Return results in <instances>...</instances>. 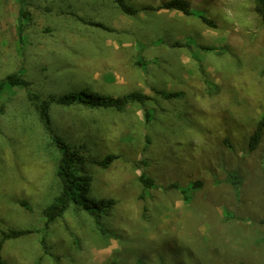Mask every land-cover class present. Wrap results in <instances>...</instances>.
Segmentation results:
<instances>
[{"label":"rangeland","instance_id":"rangeland-1","mask_svg":"<svg viewBox=\"0 0 264 264\" xmlns=\"http://www.w3.org/2000/svg\"><path fill=\"white\" fill-rule=\"evenodd\" d=\"M166 1L126 0L128 14L114 0H0V81L30 82L0 94V239L29 231L4 242V264H264V132L249 148L264 117V22L255 0H189L191 15L158 10ZM133 91L150 99L50 103L55 133L84 157L87 198L113 203H72L47 223L60 151L29 93Z\"/></svg>","mask_w":264,"mask_h":264},{"label":"trees","instance_id":"trees-1","mask_svg":"<svg viewBox=\"0 0 264 264\" xmlns=\"http://www.w3.org/2000/svg\"><path fill=\"white\" fill-rule=\"evenodd\" d=\"M118 3L119 7L128 14L136 12L126 0H114ZM157 9H170L181 11L186 15L193 13L192 4L189 0H168L162 5L158 6ZM255 11L259 18L264 22V0H255ZM203 21L209 25L215 26L213 20L203 17ZM141 63V62H140ZM10 85L12 87L23 86L29 87L30 82L26 80L21 71H17L9 74L3 80L0 81V94L4 88ZM175 93H169L168 96H173ZM29 99L37 109L41 120L53 142V144L60 151V159L57 168V177L61 184V190L55 197L54 201L44 209L43 213L46 217L47 223H51L58 217H61L72 203L79 205L81 208L92 211L94 207H100L107 204H112L113 200H102L96 202L87 198V193L90 189L89 177L79 175L78 165L84 161V157L77 151L70 149L67 142L57 135L51 125L50 117V103L57 102L63 105L72 104H83L92 108H111L115 110H123L128 104L138 102L143 104L146 100L150 99V96L140 92L133 91L128 94L109 96L98 93H70L57 98L43 99L39 94L30 92ZM264 132V117H262L250 137L249 148L251 151L257 149ZM114 155H110L103 160H98L97 163L103 167H107ZM237 175L231 176V182L234 185H238L240 181ZM141 182L145 186H151L154 184V180L146 177L143 173L140 176ZM201 182H195L194 187H199ZM93 212V211H92ZM29 231L26 230H9L1 232L0 239V264H4L2 248L4 242L8 239H14L27 234Z\"/></svg>","mask_w":264,"mask_h":264},{"label":"crops","instance_id":"crops-1","mask_svg":"<svg viewBox=\"0 0 264 264\" xmlns=\"http://www.w3.org/2000/svg\"><path fill=\"white\" fill-rule=\"evenodd\" d=\"M148 95V94H147ZM112 96H114V95H112Z\"/></svg>","mask_w":264,"mask_h":264}]
</instances>
